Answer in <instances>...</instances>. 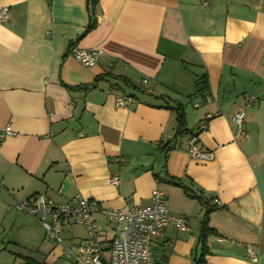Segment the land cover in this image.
Listing matches in <instances>:
<instances>
[{"label": "crops", "instance_id": "crops-1", "mask_svg": "<svg viewBox=\"0 0 264 264\" xmlns=\"http://www.w3.org/2000/svg\"><path fill=\"white\" fill-rule=\"evenodd\" d=\"M2 8L0 264L62 257L16 202L81 196L119 210L149 206L154 190L188 230L166 228L153 264H195L205 204L214 208L205 264H264V0H98L87 33V0H0ZM73 42L101 52L95 65L73 59ZM202 75L207 91L195 94ZM176 104L188 131L177 136ZM193 145L211 158L191 157ZM94 220L110 240L114 224ZM65 230L67 246L86 235Z\"/></svg>", "mask_w": 264, "mask_h": 264}, {"label": "built area", "instance_id": "built-area-1", "mask_svg": "<svg viewBox=\"0 0 264 264\" xmlns=\"http://www.w3.org/2000/svg\"><path fill=\"white\" fill-rule=\"evenodd\" d=\"M7 8L0 9V18L5 17ZM70 54L76 62L85 67H91L97 62L101 52L97 49L89 51L78 50L73 42ZM250 98L247 106L252 102ZM117 106L122 107L120 99ZM237 126L235 137L241 132L243 113L233 116ZM207 128L206 122L200 129ZM4 135H12L9 127L3 129ZM2 133H0V142ZM193 158L209 160L210 153L202 152L193 145L188 150ZM110 184L116 186L118 178L112 177ZM13 208L32 217L43 229L45 238L61 247V253L71 264H153L152 243L161 237L163 231L170 227L180 231L188 230V220L184 216L169 213L165 197L159 190L151 195V204L145 207L131 206L119 210L100 207L97 203L76 196L62 203H56L45 196L37 194L16 202ZM99 216L107 223L114 224L113 236L107 238V232L94 220ZM81 226L85 230V238L79 243L64 245L61 234L64 225ZM247 252L254 262L256 256L248 248Z\"/></svg>", "mask_w": 264, "mask_h": 264}, {"label": "trees", "instance_id": "trees-1", "mask_svg": "<svg viewBox=\"0 0 264 264\" xmlns=\"http://www.w3.org/2000/svg\"><path fill=\"white\" fill-rule=\"evenodd\" d=\"M98 0H87V11H88V16L90 18V23L85 29V33L89 32L94 28V12L95 8L97 6ZM75 42V41H74ZM118 80H122L126 86H131L134 89H137L127 78H122V77H116ZM83 89L88 88L87 86L82 87ZM207 91V80L205 79V75H202L201 77H197L195 80V94H203ZM175 115H176V131H175V136L181 135L183 133H187V129H185V114L183 111V108L181 107L180 104H176V106L171 108ZM177 186L181 187L184 189V192L188 194L185 188H183L179 183H177ZM206 210L204 212L203 220H202V225H201V231H200V239H199V244H200V255L195 259V264H205V255L208 253L207 248H206V240L208 236L213 235L214 232L210 230L208 227V214L214 210V208H210L205 204ZM27 264H38L34 261L29 260Z\"/></svg>", "mask_w": 264, "mask_h": 264}, {"label": "rangeland", "instance_id": "rangeland-1", "mask_svg": "<svg viewBox=\"0 0 264 264\" xmlns=\"http://www.w3.org/2000/svg\"><path fill=\"white\" fill-rule=\"evenodd\" d=\"M187 108H188L189 111H191L193 109L192 105H189V104H187ZM66 236H67V231L65 230L61 234V238L67 242ZM61 256L62 257L60 259H58V261L55 264H69V259H65V257L63 255H61ZM6 257L7 256L5 254H1L0 255V260H6Z\"/></svg>", "mask_w": 264, "mask_h": 264}]
</instances>
